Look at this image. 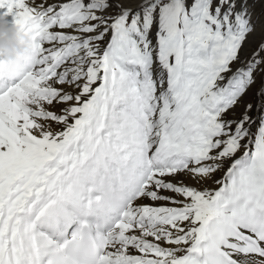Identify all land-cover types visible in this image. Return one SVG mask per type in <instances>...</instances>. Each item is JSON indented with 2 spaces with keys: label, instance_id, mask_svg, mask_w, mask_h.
I'll return each mask as SVG.
<instances>
[{
  "label": "snow or ice",
  "instance_id": "1",
  "mask_svg": "<svg viewBox=\"0 0 264 264\" xmlns=\"http://www.w3.org/2000/svg\"><path fill=\"white\" fill-rule=\"evenodd\" d=\"M0 14V264H264V0Z\"/></svg>",
  "mask_w": 264,
  "mask_h": 264
},
{
  "label": "clouds",
  "instance_id": "2",
  "mask_svg": "<svg viewBox=\"0 0 264 264\" xmlns=\"http://www.w3.org/2000/svg\"><path fill=\"white\" fill-rule=\"evenodd\" d=\"M30 50L31 37L0 14V57L4 71H18L23 66L22 58Z\"/></svg>",
  "mask_w": 264,
  "mask_h": 264
},
{
  "label": "bare ground",
  "instance_id": "3",
  "mask_svg": "<svg viewBox=\"0 0 264 264\" xmlns=\"http://www.w3.org/2000/svg\"><path fill=\"white\" fill-rule=\"evenodd\" d=\"M9 19H11V18L9 17Z\"/></svg>",
  "mask_w": 264,
  "mask_h": 264
}]
</instances>
